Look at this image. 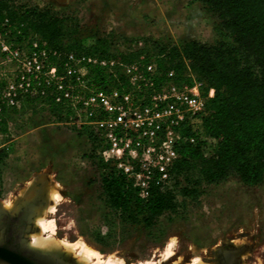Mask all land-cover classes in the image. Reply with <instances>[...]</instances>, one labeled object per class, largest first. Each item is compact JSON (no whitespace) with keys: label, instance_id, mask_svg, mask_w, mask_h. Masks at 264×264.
Returning <instances> with one entry per match:
<instances>
[{"label":"rangeland","instance_id":"rangeland-1","mask_svg":"<svg viewBox=\"0 0 264 264\" xmlns=\"http://www.w3.org/2000/svg\"><path fill=\"white\" fill-rule=\"evenodd\" d=\"M14 2L16 6L35 7L67 18V37L63 40L65 48L66 44L73 41L89 43L92 37L106 38L110 56L98 57L84 51L74 53L85 54L104 62L115 61L114 55L141 45L142 42L135 41L141 38L171 45L189 40L215 44L228 38L218 30V18L203 9L201 0ZM10 32L11 27L9 33L2 38L12 51H18L19 57L16 60L11 55L0 52V87L4 80L15 78L19 72L28 74L25 78L31 81L33 74L26 71L27 62L34 56L35 49H38L45 50L47 55L40 59L44 64L36 75L42 81L49 82V85L40 88L52 91L51 77H47L52 65L49 61L50 52H57V59H65L71 52L63 50L60 53L56 49L45 48L31 32L26 38H22L17 30L19 39ZM121 64L120 73L126 77L128 87H117L122 81L114 75L115 81H111L106 88L108 97L113 101H118L119 96L127 92L131 104H136L139 108L149 100L153 102L151 97L166 91L170 85L181 86L197 81L201 83L202 92L207 93L209 89L191 71H186L179 77L170 74L160 88H150L144 83L133 84L124 68L127 63ZM74 67L77 77L75 80H79L77 84H72L74 92L86 94L100 90L89 82L92 76L90 70L99 68L111 72L114 68L110 64L88 66L82 62L76 63ZM40 88L37 82L32 81L30 90L26 94H19L15 105L5 107L0 115L2 205H13V200L35 176L45 174L48 176L44 182L46 189L52 185L61 196L53 212L45 216L46 220L54 222V236L67 242L82 240L98 251L102 259L114 255L122 258L124 264H145L147 261L155 264H188L196 257L210 255L211 250L222 241L232 239L236 244L246 246L243 264H264V181L249 186L237 176L230 175L218 183L199 182L198 193L192 197L180 195L179 186L185 185L182 178H178L179 184L175 185L171 175L160 177L157 182L161 188L175 193L176 209L158 216L150 227L122 222L109 207L100 186L98 178L101 165L105 164L107 168L122 172L133 187L142 188L155 172L158 155L165 150L161 145L166 138L165 134L159 131L156 137H142L128 123L127 130H115L114 145L107 137L109 128L106 130L97 126L94 121H87L81 106L63 101L59 103L60 111H52L42 100V95H38ZM199 119L186 116V123L175 130L173 138L180 142L185 128H197ZM89 131L93 133L95 143L87 137L86 132ZM125 142L129 143V147L122 152L118 147ZM205 147L208 151L211 150L213 140L207 139ZM47 203L49 201L46 197ZM38 229L37 226L30 235L33 237V234L39 233ZM43 234L46 236L48 232ZM31 236L27 238L28 243L32 240ZM171 240L174 241L173 254L168 260L162 261L164 248ZM61 255L76 258L74 253Z\"/></svg>","mask_w":264,"mask_h":264},{"label":"trees","instance_id":"trees-1","mask_svg":"<svg viewBox=\"0 0 264 264\" xmlns=\"http://www.w3.org/2000/svg\"><path fill=\"white\" fill-rule=\"evenodd\" d=\"M203 9L214 14L218 30L228 37L215 44L189 40L179 44H165L141 38V45L113 56L111 72L93 68L89 82L106 91L107 85L122 81L128 87L121 63L136 62L143 79L151 78L160 88L170 74L183 76L193 72L214 95L207 101L197 128H185L184 136L175 145L177 158L165 166L167 175L179 184L181 196H196L199 182L218 183L230 175L244 184L254 186L264 181V0H201ZM4 19L9 21L11 34L18 39L31 32L45 48L62 53L84 51L98 57L110 56L107 39L92 37L89 43L73 41L63 46L67 37V18L50 14L35 7L16 6L14 0H0V31ZM20 31V35L17 34ZM61 56V55H60ZM49 56L57 76L64 75V58ZM152 63V64H151ZM152 69H147L148 65ZM65 79V78H64ZM108 79V80H107ZM57 92L42 95L52 111H60L54 98ZM39 96L41 94H38ZM41 97V96H40ZM95 143L91 131L86 132ZM213 140L211 150L206 140ZM99 182L106 202L122 222L150 227L158 216L177 207L172 190L161 188L157 182L160 172L155 169L142 188L133 187L122 172L101 165Z\"/></svg>","mask_w":264,"mask_h":264},{"label":"built area","instance_id":"built-area-1","mask_svg":"<svg viewBox=\"0 0 264 264\" xmlns=\"http://www.w3.org/2000/svg\"><path fill=\"white\" fill-rule=\"evenodd\" d=\"M2 31L0 32V52L11 55L14 59L18 60L19 53L16 50H11L2 38L4 34L9 33V21L4 19L2 24ZM34 46H36L34 44ZM34 56H32L27 62V70L33 74V79L30 81L26 77L28 74H22L19 72L13 79H7L2 82L0 87V115L5 107H12L16 103V97L21 93H27L30 90L31 82H37L38 88L43 85H49L48 81L37 78L36 73L40 72L43 67L44 61L42 57H46L47 52L45 50L35 49ZM52 55H57V52H50ZM41 59V60H40ZM64 62V75L57 76L55 73L54 65L50 66L47 77H51L52 90L54 89L57 94L55 95V102L68 101L71 104L81 106L87 121H94L97 126H101L109 132L107 137L116 144V138L114 136L115 130L122 128L127 130L128 123L130 127L139 131L142 137H156L159 131H162L166 138L161 142L164 152L158 155L155 168L160 172V177H167L165 172V166L174 161L177 158L175 151V145L178 144L175 140V130L182 128L186 123V116L193 118H200L205 112L207 101L213 97L214 89L209 88L207 93L201 91V83L194 81L191 84L185 85H170L166 91L158 92L154 94L151 99L154 101H147L141 104L138 108L136 104H131L130 96L127 92L122 93L119 96L118 101H113L108 97L105 90H96L90 94L86 92L75 93L73 89V83L79 82L75 80L76 72L74 65L76 63H84L86 65L103 66L110 64L114 66V61L107 62L101 61L98 58L87 56L85 54L76 55L74 53H68ZM125 70L129 74V81L131 83H140L154 87V81L151 78L143 79L142 75L138 72V66L136 62L127 63L124 66ZM147 69L151 70L152 66L148 65ZM27 73V72H26ZM65 78V79H64ZM77 79V77H76ZM40 94L44 95L46 90L40 88ZM82 93V94H81ZM156 93V92H155ZM73 105V106H74ZM200 121V119H199ZM192 129L193 126L191 127ZM168 138V139H167ZM181 140V139H180ZM138 145V142L136 141ZM129 147V143L125 142L123 146H120V150L124 152ZM155 148H152L154 151ZM152 178V176H150ZM158 178V179H159ZM144 183V182H143ZM145 186L142 187L141 196L146 195Z\"/></svg>","mask_w":264,"mask_h":264},{"label":"bare ground","instance_id":"bare-ground-1","mask_svg":"<svg viewBox=\"0 0 264 264\" xmlns=\"http://www.w3.org/2000/svg\"><path fill=\"white\" fill-rule=\"evenodd\" d=\"M50 186L51 187L48 188L45 193L49 203L42 207L34 220V223L39 227V233L33 234V237L31 236L32 234L30 235L32 237V240L28 243L30 248L42 253L54 255H59L62 253L68 255L69 253H74L76 257L75 259L77 260L78 264H124V260L122 258L114 255H109L105 259H102V256L98 251L86 245V243H84V241L82 240L67 242L54 236V222L52 220H46L45 216L47 213L53 212L55 205L57 204L61 196L59 192L54 187H52V185ZM3 206L5 208H10L12 205L3 203ZM44 232H48V234L46 236H43ZM173 242L174 241L171 240V242L167 243L166 247L164 248L162 261L168 260L172 256ZM256 263L258 264V262ZM145 264L155 263L147 261ZM188 264L206 263H204L200 258L196 257Z\"/></svg>","mask_w":264,"mask_h":264},{"label":"flooded vegetation","instance_id":"flooded-vegetation-1","mask_svg":"<svg viewBox=\"0 0 264 264\" xmlns=\"http://www.w3.org/2000/svg\"><path fill=\"white\" fill-rule=\"evenodd\" d=\"M16 200H13L10 208H5L0 200V236L3 238L2 245L10 250L22 246V241L28 243L27 238H30L31 232L37 229L34 223L36 215L33 214L37 203L28 208L22 207V201ZM246 250L244 244H236L232 239L224 240L211 250L210 255L200 259L206 264H242Z\"/></svg>","mask_w":264,"mask_h":264},{"label":"water","instance_id":"water-1","mask_svg":"<svg viewBox=\"0 0 264 264\" xmlns=\"http://www.w3.org/2000/svg\"><path fill=\"white\" fill-rule=\"evenodd\" d=\"M46 179L47 175L38 174L16 198V201H22V207L29 208L37 203L33 210L34 215L46 204L47 187L44 186ZM2 244L3 238L0 236V264H78L72 256L42 253L30 248L25 241H22V246L15 250H10Z\"/></svg>","mask_w":264,"mask_h":264}]
</instances>
